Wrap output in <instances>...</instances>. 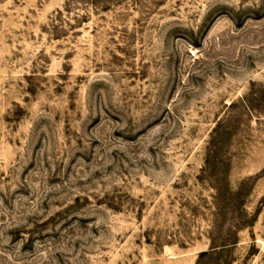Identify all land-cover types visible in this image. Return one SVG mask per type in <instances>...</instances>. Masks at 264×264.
I'll list each match as a JSON object with an SVG mask.
<instances>
[{"label": "rangeland", "instance_id": "rangeland-1", "mask_svg": "<svg viewBox=\"0 0 264 264\" xmlns=\"http://www.w3.org/2000/svg\"><path fill=\"white\" fill-rule=\"evenodd\" d=\"M0 264H264V0H0Z\"/></svg>", "mask_w": 264, "mask_h": 264}, {"label": "trees", "instance_id": "trees-1", "mask_svg": "<svg viewBox=\"0 0 264 264\" xmlns=\"http://www.w3.org/2000/svg\"><path fill=\"white\" fill-rule=\"evenodd\" d=\"M236 241H233V242H231V243H223V244H221L220 245V248L219 249H224V248H226V247H228V245H232V244H234ZM215 247V245H212L211 246V248H214ZM212 250H215V249H212ZM205 254H207V251H201L200 252V254H199V256H203V255H205Z\"/></svg>", "mask_w": 264, "mask_h": 264}]
</instances>
